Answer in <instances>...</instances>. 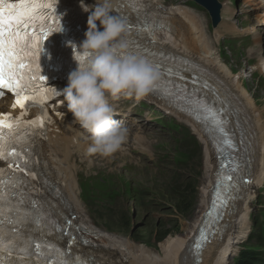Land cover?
I'll return each mask as SVG.
<instances>
[{
    "label": "bare ground",
    "instance_id": "obj_1",
    "mask_svg": "<svg viewBox=\"0 0 264 264\" xmlns=\"http://www.w3.org/2000/svg\"><path fill=\"white\" fill-rule=\"evenodd\" d=\"M163 9L165 8L163 7ZM173 10L172 15L178 16L180 20L174 22L172 31L166 33L169 37L164 40L163 44L169 43L173 49L176 46L178 53L181 52L202 62L210 70L209 73L203 72L204 75L218 86L217 88L220 89L226 101L228 100L239 107L241 119L245 117L243 118L244 128L242 132L248 138L250 149L254 151L255 162L251 168L247 169V178H253V182L241 183L237 187L235 181L238 176L234 163L232 162L230 166H227L228 173L226 174L225 169L221 168L215 158L214 151L203 129L191 117L180 116V119L193 129L205 145L204 162L208 178L205 180L202 194L203 207L201 205L199 207L202 212L195 225L188 226L189 230L185 236L171 237L161 245V251L165 256L163 258L145 246L134 244L129 239L116 238L112 234L104 233L83 215L82 209L80 210L78 206L80 203L79 193L75 180L77 164L74 159H71L74 149L81 146V142L77 135H71L70 131L63 130L64 139L54 138V141L64 143L66 150L40 153L42 164L39 171L42 173L40 176L46 188V195L41 198V202L53 215V218L62 222L63 225L71 213L76 212L81 215L76 219L74 227L76 225L82 227L78 233H88L85 236L87 245L84 246L82 242H75L72 249L74 255L80 254L78 258L81 259L79 260L81 264H229V255L232 250L235 248L238 251V247L236 248L234 245L246 240L248 233H250L246 215L250 209L251 200L255 198L257 190L264 185V128L258 126L263 120V115L257 112L256 103L246 92L247 90L243 89L241 83L234 81L232 72L226 69L215 52H211L207 48L204 42V24L209 27L214 25V22L206 20L203 23L201 17L192 12L189 7L180 6ZM228 29L229 27H226V30ZM197 43H200V47L204 49L201 56L197 55L193 49ZM175 50L177 51V49ZM196 56L207 58V60H201ZM218 79H222L225 85H222ZM259 91L263 92L264 89L260 88ZM71 114L70 112L71 124H77L78 122ZM228 175H231V181L224 180ZM226 183L236 190L233 191L229 188L225 192ZM259 186L261 187L257 188ZM221 193L223 194L222 198L226 199L229 207L232 208L231 210H224L226 211L225 217H223L222 212L213 217L217 219L220 225L213 228L209 227L208 229L213 231L211 233L201 228L204 223L213 220V218L206 217L204 212L209 207L211 197L215 198L217 194ZM31 204H35V201L33 200ZM222 228L226 231L221 234ZM253 229L260 230L258 227H253ZM209 234H212V237L208 236L207 240L201 239L202 236ZM62 237L60 236V239ZM197 239H199V244L203 245V251L198 250ZM67 240L68 238L61 240L63 241L62 244L66 246ZM33 264L36 263L33 261Z\"/></svg>",
    "mask_w": 264,
    "mask_h": 264
},
{
    "label": "snow or ice",
    "instance_id": "obj_2",
    "mask_svg": "<svg viewBox=\"0 0 264 264\" xmlns=\"http://www.w3.org/2000/svg\"><path fill=\"white\" fill-rule=\"evenodd\" d=\"M132 2L135 3L137 0H132ZM55 4L56 0H19L17 3L0 0V97L5 94L3 90L14 93L16 102L13 107L23 108L25 107L24 101L29 99L43 104L49 98L48 94L43 92L39 98L28 94L32 93L36 87L34 81L45 80V77L39 74L40 53L44 50V42L51 34L60 32L62 29L60 18L56 15ZM131 27L132 25L129 24V30ZM76 58L82 59L78 52H76ZM154 66L161 74V82L157 84L154 91H162L166 96L184 100L192 105L191 112L197 120L211 121L222 135L227 136L223 127L224 121L220 119L217 110L203 100L188 99L186 87L180 84L174 85L172 81L165 79V77L176 75L183 80L186 79L184 76L174 72L171 68L164 69L159 64ZM33 68L36 74H33ZM54 94L58 95L57 92ZM192 96L195 97V93ZM43 125L44 117L26 122L23 120V115L21 117L0 115V159L7 160L9 157L19 156L22 160V153L15 150L5 151L9 138L15 137L21 127L31 129L43 127ZM225 143L230 148L234 147L230 139ZM6 171L0 169V264H33V259L37 264H70L64 258L66 253L61 249L23 236V229L29 223L28 217L31 213L23 207L25 203L23 193L10 190L19 188L23 180L6 179ZM12 171L26 172V169L21 168L17 161ZM231 179V175L224 178L225 181H231ZM224 188L226 192L230 185L225 184ZM222 197V193L217 194L213 209L209 212L210 216L219 207L226 206L227 200ZM31 222L39 224L38 220ZM12 237L20 238L25 242L24 246L17 247ZM201 239L204 240L207 237L202 236ZM199 247L202 245H198ZM45 248L48 249L47 253L42 250ZM14 249L18 253H23V255H17L15 260L11 259ZM53 251L58 254L55 258L51 255ZM5 253H7V259ZM74 264H81L79 258Z\"/></svg>",
    "mask_w": 264,
    "mask_h": 264
},
{
    "label": "clouds",
    "instance_id": "obj_3",
    "mask_svg": "<svg viewBox=\"0 0 264 264\" xmlns=\"http://www.w3.org/2000/svg\"><path fill=\"white\" fill-rule=\"evenodd\" d=\"M84 10L90 11L86 38L78 48L72 45L82 59L74 54L78 68L70 73L63 94L68 111L90 134L86 137L88 154L109 157L122 149L129 135L128 128L114 120L118 113L111 102L147 97L161 74L147 58L128 51L122 39L128 34V25L112 14L113 0H97L94 10L87 6Z\"/></svg>",
    "mask_w": 264,
    "mask_h": 264
},
{
    "label": "rangeland",
    "instance_id": "obj_4",
    "mask_svg": "<svg viewBox=\"0 0 264 264\" xmlns=\"http://www.w3.org/2000/svg\"><path fill=\"white\" fill-rule=\"evenodd\" d=\"M166 2L167 4L169 3V1ZM226 62L231 66V60L228 59ZM245 67H248V64L242 62L234 64V68L238 70ZM253 84L256 85V83ZM259 87H261V84ZM258 105L260 106V112L264 115V101L260 100ZM258 126L264 128V119ZM174 134L172 130L165 129L158 136L149 137L150 148L156 154L158 163L153 164L152 170L145 172V174L142 172V177L136 179L137 190H145V193L134 195L135 201L132 200L133 197L131 196L117 199L116 206L109 211L108 222L104 223L94 220L86 204L83 201L80 204V210L82 209L83 215L96 228L104 233L112 234L116 238L129 239L136 245L145 246L163 258L165 256L161 251V245L171 237L185 236L189 230L188 226L195 225L202 212L199 207L200 205L203 207L202 194L205 180L208 178L205 172L203 147L201 148V155L194 162L191 163L189 161L190 164L188 165L176 163ZM183 134H185V131H183ZM156 140H158V143H156ZM167 143H170V145ZM184 160V158H181L179 162H184ZM86 164L78 163L84 170H88L89 168L85 166ZM157 172L160 175H157ZM156 180L157 182H154ZM152 181L154 182V187L150 184ZM187 182H192V187L194 186V194L191 196L193 203L190 211L185 216H182L175 212L174 210L176 209L173 208L174 204L178 202L176 199L178 195L171 194L169 191L172 187H176L178 184H187ZM150 188H153L154 192H150ZM186 188L188 187H183V190ZM190 191L192 190L190 189ZM260 210L264 212V185L257 190V194L251 200L250 209L246 215V221L250 228V233L247 235L248 238L240 241L241 243H237L234 247L237 248L241 245L242 249L252 243H256L249 240V238L253 230L252 226L255 225L253 220L255 217L258 218ZM122 217L126 218V222L122 221ZM124 226H127V228ZM163 234L168 235L165 239H160V237L164 236ZM140 239H145V241H140ZM236 250L234 248L230 253L229 264L234 262L235 259L233 257H236L238 253H236Z\"/></svg>",
    "mask_w": 264,
    "mask_h": 264
},
{
    "label": "trees",
    "instance_id": "obj_5",
    "mask_svg": "<svg viewBox=\"0 0 264 264\" xmlns=\"http://www.w3.org/2000/svg\"><path fill=\"white\" fill-rule=\"evenodd\" d=\"M185 190L180 189L179 198L177 199V203H175V212L178 214L185 216L187 212L192 208V197L194 194V189L191 186H187ZM190 189L192 191H190ZM257 220L258 228L260 230H254L252 232L249 240L255 241V244H250L243 248L238 259L235 264H264V212H261V217ZM126 222V219L123 220ZM127 228V226H124ZM159 234V233H158ZM164 236L160 237V239H165L168 234H163ZM140 241H145V239H140Z\"/></svg>",
    "mask_w": 264,
    "mask_h": 264
},
{
    "label": "water",
    "instance_id": "obj_6",
    "mask_svg": "<svg viewBox=\"0 0 264 264\" xmlns=\"http://www.w3.org/2000/svg\"><path fill=\"white\" fill-rule=\"evenodd\" d=\"M222 208H225V206H223ZM209 227H210V228H213V227H212V224L210 225V222H209V224L207 225V227H205V228L203 227V229H206L207 231H210V232L212 233L213 231H211L210 229H208ZM221 234H222V233H221ZM208 236H209V237H212V234L206 235L207 238H208ZM206 240H207V239H206ZM196 241H197L196 245H200V244H199V239H197ZM206 244H207V243H206ZM198 250L203 251V250H204V249H203V245H202V247H200ZM200 257H201V255H200Z\"/></svg>",
    "mask_w": 264,
    "mask_h": 264
}]
</instances>
